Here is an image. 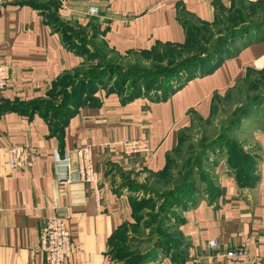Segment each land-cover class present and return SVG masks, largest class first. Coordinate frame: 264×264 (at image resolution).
I'll return each instance as SVG.
<instances>
[{"label": "crops", "instance_id": "crops-1", "mask_svg": "<svg viewBox=\"0 0 264 264\" xmlns=\"http://www.w3.org/2000/svg\"><path fill=\"white\" fill-rule=\"evenodd\" d=\"M62 1L67 8L61 0H4L0 7V63L11 72L0 92V264H45L39 230L54 215L71 233L67 264H123L116 237L136 223L137 196L151 200L181 135L196 117L209 118L213 98L235 77L223 60L188 70L163 95L135 89L121 75L140 64L150 69L149 57L166 47L181 50L189 23L264 24V0ZM92 6L99 15L86 14ZM94 72L105 77L94 85L86 80L66 113L45 112L51 93L61 92L60 103ZM250 134L243 137L248 145L215 153L221 157L210 173L215 190L198 185L188 200L181 197L184 208L169 223L178 250L161 249L146 264H264V130ZM124 138L149 139L151 154L124 156L106 147ZM13 145L36 148L37 163L10 170ZM86 145L94 148L99 200L88 184L61 183L64 157ZM238 248L247 254L237 261L229 253Z\"/></svg>", "mask_w": 264, "mask_h": 264}, {"label": "rangeland", "instance_id": "rangeland-1", "mask_svg": "<svg viewBox=\"0 0 264 264\" xmlns=\"http://www.w3.org/2000/svg\"><path fill=\"white\" fill-rule=\"evenodd\" d=\"M240 21L223 19L221 23H216V28L207 31L198 24L187 25L191 42L206 43V49L191 46L193 51H207L210 47L208 41H211L212 45L220 39L227 42L220 55L228 60L225 67L235 77L234 83L213 102L208 119L195 118L181 135L179 143L169 157L165 173L155 180L151 188L155 192H151V200L137 196L140 219L130 229H123L122 235L116 237V246L121 258H127L123 259V264L136 263L139 254H146L154 248H163L161 241L167 238L175 241L178 239L173 227L166 223L160 225L165 211L162 198L168 191V185L174 187L176 184H184L189 189L190 186L197 188L199 185L206 188L210 184V173L216 170L221 159L215 153H224L231 147L248 145L249 139L243 141L244 136L264 130V35L259 37L264 32L258 33L259 29H264V25L247 33L245 31L244 34L243 30L250 26L241 25L238 23ZM233 35H237L234 40ZM151 57L149 59H154ZM151 62L148 67L153 69L151 67L154 62ZM58 95V91L53 92L42 102L43 107H62L64 102L58 103ZM56 113L57 111L51 115ZM203 159L205 162L201 161ZM200 162L203 164L200 165Z\"/></svg>", "mask_w": 264, "mask_h": 264}, {"label": "trees", "instance_id": "trees-1", "mask_svg": "<svg viewBox=\"0 0 264 264\" xmlns=\"http://www.w3.org/2000/svg\"><path fill=\"white\" fill-rule=\"evenodd\" d=\"M263 25L264 24H260V23H249L250 27L248 28L246 27L243 30L244 34H245V31L247 33V31L256 30ZM208 29L209 28H206L205 31H207ZM236 36L237 35H233L232 40H234ZM187 37H188L187 44L184 47H182L181 50L166 47L164 48L166 50L164 49L160 50V51H163L164 53H158L159 51L155 52L156 54L153 55L154 63L151 67L153 69H146V68H142L141 66H138L136 67V71L132 70L130 73L121 75L122 79H120V81H123L125 78L128 81L131 80L130 84H133L132 86L135 89L144 87L145 90H149V92L151 90L153 91L155 90V92L162 91L163 95H166L172 90L171 84L173 82H180L182 78L185 76L184 73L187 72L188 70H191L197 67H205V68H208V67L211 68L212 66L215 67L221 62H223V60H225V58L220 55V51L223 50L225 45H227L226 41H223L222 39H220L213 45L211 41H208L210 42V47L207 49V51L201 50L200 52H197V50L193 51L191 46H194V47L197 46V47H201L202 49H206V43L201 42V41L191 42V40L189 39L188 33H187ZM185 50L187 52H185ZM183 54H191V56H186L185 58H183ZM164 62H166L165 65L163 64ZM104 77H105L104 72L102 73L94 72L93 75L86 77L84 81L80 82L79 86L77 85L78 87L76 86L77 88L71 91V93L67 95H63L60 101V102L62 101L64 102L62 107L57 108L56 105H54L55 108L53 106L46 107L45 112L51 115L52 113L57 111V113L54 114V116H58L61 113H66L75 104L78 98V95L81 92V86L86 83V80H88L87 82H89L91 85H94L98 81L103 79ZM136 92L140 93V90ZM60 94L61 92H59V95ZM216 98H219V96H215L213 98V101H215ZM196 118L201 119L199 117H196ZM231 148H240V147H231ZM201 161L205 162L204 159ZM202 162H200L199 164L200 165L203 164ZM195 189L196 187L192 188L191 186L189 189V187L184 184L183 185L176 184L174 187L171 186L168 188V191L163 195V198H162V200L164 201L163 207L165 208V211H164V216H162L161 218L160 225L164 223L169 224L171 222L170 218L174 215V213H176V211L179 210V208H184V206L180 204L182 203L181 197L188 200V197L193 195V192ZM206 190H215V189L210 183L206 188H201V191H206ZM139 219L140 218H137V221ZM169 226L174 227L173 225H169ZM160 228L161 227H158V229ZM161 242H163V246H164L163 248H159V249L154 248L150 250L149 252H147L146 254H139L138 257L136 258L137 262L133 264H146L152 260H155L158 254H160L159 250L161 249H163L167 253L170 250H174V249L178 250L177 241L173 239L167 238L166 240L161 241Z\"/></svg>", "mask_w": 264, "mask_h": 264}, {"label": "built area", "instance_id": "built-area-1", "mask_svg": "<svg viewBox=\"0 0 264 264\" xmlns=\"http://www.w3.org/2000/svg\"><path fill=\"white\" fill-rule=\"evenodd\" d=\"M4 0H0V7ZM63 8H67L65 1L61 0ZM89 16L99 15L97 7L92 6L86 13ZM11 80L10 67L0 63V92L7 89ZM106 147L113 151H119L124 156L149 155L152 152L149 139L124 138L111 141ZM8 165L10 170L30 169L38 161L39 153L36 148L29 146H9L7 148ZM94 148L86 145L76 148L70 157H64L65 177L61 183L78 181L91 186L97 200L100 197L101 178L95 168ZM218 244L217 240L209 242L210 247ZM39 251L45 254V264H67L72 254L73 243L71 233L63 219L59 216L48 217L39 230ZM35 251H32L34 256ZM247 252L244 248H238L229 253V256L238 260L243 259ZM33 264V263H32Z\"/></svg>", "mask_w": 264, "mask_h": 264}]
</instances>
